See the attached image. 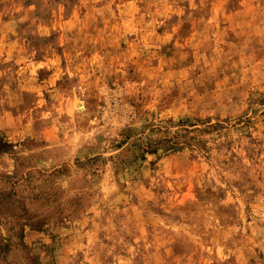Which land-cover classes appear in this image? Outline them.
Masks as SVG:
<instances>
[{"label":"rangeland","instance_id":"obj_1","mask_svg":"<svg viewBox=\"0 0 264 264\" xmlns=\"http://www.w3.org/2000/svg\"><path fill=\"white\" fill-rule=\"evenodd\" d=\"M0 264H264V0H0Z\"/></svg>","mask_w":264,"mask_h":264}]
</instances>
